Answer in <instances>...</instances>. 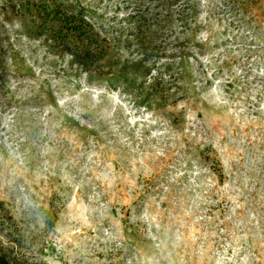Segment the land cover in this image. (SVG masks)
Returning a JSON list of instances; mask_svg holds the SVG:
<instances>
[{"label": "rangeland", "instance_id": "1", "mask_svg": "<svg viewBox=\"0 0 264 264\" xmlns=\"http://www.w3.org/2000/svg\"><path fill=\"white\" fill-rule=\"evenodd\" d=\"M57 53L0 0L10 264H264V0H58Z\"/></svg>", "mask_w": 264, "mask_h": 264}, {"label": "trees", "instance_id": "2", "mask_svg": "<svg viewBox=\"0 0 264 264\" xmlns=\"http://www.w3.org/2000/svg\"><path fill=\"white\" fill-rule=\"evenodd\" d=\"M18 8L36 34L57 53H68L74 61H95L105 50L93 25L58 0H17ZM0 264H10L0 253Z\"/></svg>", "mask_w": 264, "mask_h": 264}]
</instances>
